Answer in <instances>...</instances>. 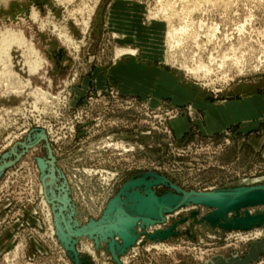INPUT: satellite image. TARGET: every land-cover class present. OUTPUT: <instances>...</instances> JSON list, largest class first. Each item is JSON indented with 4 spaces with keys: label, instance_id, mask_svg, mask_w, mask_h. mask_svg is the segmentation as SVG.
Listing matches in <instances>:
<instances>
[{
    "label": "rangeland",
    "instance_id": "1",
    "mask_svg": "<svg viewBox=\"0 0 264 264\" xmlns=\"http://www.w3.org/2000/svg\"><path fill=\"white\" fill-rule=\"evenodd\" d=\"M155 11L170 19L152 18ZM169 24L187 28L172 48ZM4 30L21 31L42 64L31 73L33 58L16 43L0 51V264H227L256 243L262 252L246 264H264V225H211L210 209L191 202L159 225L130 229L121 214L116 230L137 242L118 254L115 236L117 260L107 241L88 235L67 239L72 252L59 238L68 237L59 205L47 201L36 162L48 161L38 141L44 133L55 158L47 196L66 194L73 232L112 222L118 207L135 213L140 200L131 189L121 193L132 180L141 193L166 180L150 186L158 197L174 193L172 185L187 192L263 185L264 115L217 128L209 106L264 94V0H0V40ZM152 44L159 59L143 54ZM131 58L171 73L193 98H175L170 84L120 83L115 68ZM173 224L166 240L148 237Z\"/></svg>",
    "mask_w": 264,
    "mask_h": 264
},
{
    "label": "water",
    "instance_id": "2",
    "mask_svg": "<svg viewBox=\"0 0 264 264\" xmlns=\"http://www.w3.org/2000/svg\"><path fill=\"white\" fill-rule=\"evenodd\" d=\"M60 53L63 50L60 49ZM38 141L46 142V150L48 154V161L38 158L36 159L38 168L41 173V182L43 185L45 197L51 205L58 204L57 214L61 217V221L64 225V230L66 231L68 237L59 236V238L68 243L69 239L74 242V239L79 236H90L95 239L96 244H98L97 239L107 241L109 243V249L117 260V255L115 253V247L117 245L114 240L115 236L121 240V244L118 247L117 253H124L129 247L133 246L137 242L136 234H127L124 231L116 230V225L120 223V215H124L127 221V228H134L137 224L141 227H146L149 225H159L166 221L165 214L172 213L178 210L184 205H188L190 202L194 204L204 205L209 208L211 213L206 216V220L211 223V225H218L225 229H237V230H248L254 227H259L264 225V212H258L255 214H250L247 212V208L264 205V184L241 187L232 190H217V191H184L174 185L172 189L174 193H165L163 196L158 197L154 191L150 188L151 185L155 183H164L166 180H157L155 182L146 183L144 192H139L135 190L138 186L139 181L132 180L126 186L123 187L121 193L131 189L130 195L140 200L141 207L136 210L135 213H128L121 207L115 209L113 213L112 222L102 223V222H91L89 229L80 232H73L68 227L64 212L69 207V200L66 194L63 197L52 196L48 198L46 191V180L54 179L55 177V158L52 155V151L47 142V137L44 133H40L38 136ZM242 210V212H241ZM230 214V215H229ZM175 224L170 227L165 228L163 231H154L150 237L152 240H166L169 236L175 234L174 230ZM97 237H96V236ZM108 239H110L108 241ZM69 244V243H68ZM70 245V244H69ZM70 251L74 252V247L72 245L66 246ZM76 254V253H74Z\"/></svg>",
    "mask_w": 264,
    "mask_h": 264
},
{
    "label": "crops",
    "instance_id": "3",
    "mask_svg": "<svg viewBox=\"0 0 264 264\" xmlns=\"http://www.w3.org/2000/svg\"><path fill=\"white\" fill-rule=\"evenodd\" d=\"M131 11V10H130ZM116 22L121 26H129L131 29L136 27L135 21H128V19H116ZM154 37V36H153ZM148 35V38H153ZM148 50L144 51V56L148 59H159L161 57L160 50L157 46H148ZM115 73L120 81L124 84L129 82L134 86L139 87L144 85L141 89H149L153 84H160L161 86L170 84L171 90L175 92V98L181 99L187 97V100L193 98L192 92H189L181 84L178 83L176 78L166 72L164 69L153 68L152 70L146 68L143 63L136 62L133 58L127 64H120L115 68ZM95 81L97 84H103V79L99 71L95 73ZM209 113L212 124L217 128H223L230 123H239L253 118H262L264 115V94H253L245 98H234L227 100L218 106H209ZM183 119L178 121V124H184ZM213 127V126H212ZM262 252V244H253L249 252L234 261L227 264H246L251 257H255L258 253Z\"/></svg>",
    "mask_w": 264,
    "mask_h": 264
},
{
    "label": "bare ground",
    "instance_id": "4",
    "mask_svg": "<svg viewBox=\"0 0 264 264\" xmlns=\"http://www.w3.org/2000/svg\"><path fill=\"white\" fill-rule=\"evenodd\" d=\"M164 13H160L158 11H155L154 13H151V14L153 15L152 18H154V19L158 18L159 15H163L164 16L163 18H166V17L169 16L168 18L170 19V15L166 16L167 14H164ZM32 17L35 19L37 17V14L35 12H33L32 13ZM168 18H167V21H168V23H170ZM87 28H88V21H84L83 22V31H85ZM185 29L187 30V28H185V26L174 28V26L172 27L169 24L168 32H167L166 35H167V38H168L169 46L171 48L172 47H176L177 45H179L180 36L182 35V33H184L186 31ZM4 31H6V30H4ZM60 36L63 37V40L66 43V45L67 44H69V46L73 45V41H71V39L66 35V33L65 34L64 33L60 34ZM61 37H60V39H61ZM11 43H16L18 46H20V47L22 46L23 48L26 47V49L30 52V54H31V56L33 58L30 61L29 65H28L29 66V71L31 73L35 72V70L39 66H41L42 59L38 56V53H37L36 49L33 47V44L31 42H27L26 40L23 39V35H22L21 31H18V32L6 31V32H4L2 34V38L0 40V51H3V52H1V53H4L5 50L10 46ZM124 51H126V50H124ZM127 51H129L130 54L134 52L133 50H127ZM197 71H200V70H197Z\"/></svg>",
    "mask_w": 264,
    "mask_h": 264
}]
</instances>
